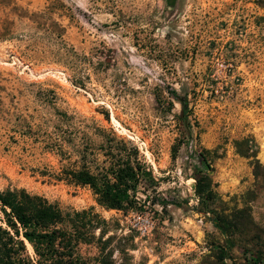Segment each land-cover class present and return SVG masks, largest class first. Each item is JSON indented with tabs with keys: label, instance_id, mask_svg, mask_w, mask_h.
Instances as JSON below:
<instances>
[{
	"label": "rangeland",
	"instance_id": "374dc122",
	"mask_svg": "<svg viewBox=\"0 0 264 264\" xmlns=\"http://www.w3.org/2000/svg\"><path fill=\"white\" fill-rule=\"evenodd\" d=\"M171 91L185 96L188 125ZM123 145L154 180L139 184L138 210L107 209L64 174ZM201 174L215 184L211 211L194 193ZM7 188L62 211L91 207L114 264H216L228 240L222 262L264 264V0H0Z\"/></svg>",
	"mask_w": 264,
	"mask_h": 264
},
{
	"label": "trees",
	"instance_id": "16d2710c",
	"mask_svg": "<svg viewBox=\"0 0 264 264\" xmlns=\"http://www.w3.org/2000/svg\"><path fill=\"white\" fill-rule=\"evenodd\" d=\"M170 93L180 105L178 119L188 125L185 96L180 97L174 91ZM104 156L101 164H95L93 168L83 160L78 167L67 169L64 174L75 184L88 186L97 204L107 209H140L139 184L147 185L154 180L150 169L138 158L137 149L123 145L112 150L109 146ZM198 160L208 167L202 151L198 153ZM193 183L194 193L204 211H211L207 204L216 197L214 182L207 174H201L193 177ZM144 195L142 201L149 199L150 204L156 203L162 210L166 204L172 203ZM212 222L227 235L222 223L229 225L228 222L218 214ZM106 225V221L91 207L62 211L55 203L23 188L0 190V264H114L111 236H105ZM25 243L30 246L32 255L28 254ZM231 243V240L226 241L225 248ZM82 244L92 246L95 254L88 258L82 256L79 252ZM225 248L217 247L216 264H226L222 262L227 257ZM258 263L256 258L247 264Z\"/></svg>",
	"mask_w": 264,
	"mask_h": 264
}]
</instances>
